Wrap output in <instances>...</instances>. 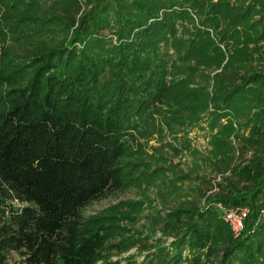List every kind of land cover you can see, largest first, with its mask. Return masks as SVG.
<instances>
[{"label": "trees", "instance_id": "obj_1", "mask_svg": "<svg viewBox=\"0 0 264 264\" xmlns=\"http://www.w3.org/2000/svg\"><path fill=\"white\" fill-rule=\"evenodd\" d=\"M37 1L0 0L1 36L23 37L32 17L59 36L26 35L0 59V264H96L128 249L112 242L118 215L83 208L131 186L168 195L198 179L163 163V142L152 157L163 162L140 157L204 110L217 129L210 152L229 175L201 178L203 193L217 191L200 206L150 214L161 235L137 249L146 264H177L184 248L203 251L201 264H262L264 0H49L41 16L22 13ZM236 206L248 208L238 235L223 218Z\"/></svg>", "mask_w": 264, "mask_h": 264}, {"label": "rangeland", "instance_id": "obj_2", "mask_svg": "<svg viewBox=\"0 0 264 264\" xmlns=\"http://www.w3.org/2000/svg\"><path fill=\"white\" fill-rule=\"evenodd\" d=\"M48 4H50L49 0H38L37 2L31 4V7H26L28 9H25L22 13L28 14V16H41L42 13L47 9ZM1 14H4V12L0 9V15ZM25 30L28 32L20 38L16 37L18 34L15 31H10L5 36L0 35V59L2 57V53L4 52L7 55L16 57L17 51L20 53L19 49L21 46L31 43V39L29 38L30 35L31 38L34 39L46 38L56 40V38L59 37H55V33H53L52 29L46 31L44 28L42 30L41 23H39L33 17L29 18L28 22L26 23ZM26 35H29V37ZM205 111L207 110L202 112L198 111V113L201 114L198 116L196 120L197 122L195 121L191 125L180 127L179 130H177L178 127L176 128L177 133L175 134L180 139L177 140L172 136L174 133L173 131L170 133L166 130L163 140L154 138L149 141V144L152 146L146 147V151L149 153V155L140 157L141 160L150 161L152 165L163 162L162 160H156L152 158L154 157V149L159 147L161 142H163L165 144L163 147L164 152L161 153L166 156L163 163L171 166L172 168L178 167L179 170L181 169V172L190 171L193 175H199L200 177L198 179H186L184 182L179 184V187L175 188L173 192L168 195H166L165 192L159 191L157 187L146 188L142 185L131 186L123 191L112 193L99 201H94L83 208L82 213L85 216H95L97 214L118 215V217H116L118 223H115L118 226V235L112 238V242H116V240L121 242L123 240L124 244H127L126 246L128 248L124 251H120V253L116 252L117 249L110 250L108 253L109 257L107 256L105 261L100 260L96 264H106L108 260H119L121 263L129 262V264H139L140 262L146 264L148 260L146 258L147 251L140 252L137 249L138 246L142 244L143 241H147V243H154L155 240L161 235V232L158 229L159 224L154 222V219L149 217L150 214H154L156 210H159L161 215L166 216L168 214L167 212L171 209H174L176 206L191 204L194 202H197V206H200V204H202L205 199L210 196L214 197L216 195L217 188L215 186L203 193L205 184L201 178L204 177L205 179H210L212 184L222 182V177L228 176L230 169L227 168L226 163L222 164L224 155L219 154L217 157H214L213 153L210 152V137L211 134L216 132L217 129L216 127L213 129L211 128L208 119L209 114H205ZM221 121L225 122V119H222ZM238 128L239 132L247 134L248 130L245 127L242 128L239 126ZM230 139L237 147L238 144L241 143L236 141L232 135L230 136ZM183 141H188L189 149L181 148ZM166 142L167 144H170V146L177 149H174L173 151L168 145L166 147ZM175 150H178V152H175ZM194 152H196L195 155ZM237 154L238 152L236 151L235 156ZM241 161L242 158L240 157L236 159V163ZM218 162H221V171L223 172L215 168V165ZM131 202H138L137 207L133 204H130ZM218 206L220 207L221 205L219 204ZM127 211L130 216H136V218L124 217L123 215ZM168 216L169 215H167V217ZM261 219L264 223V211L261 213ZM162 239L165 245L170 246V242L172 241L171 236L163 237ZM217 239L220 240V237ZM202 252L203 251H199L197 254L196 250L184 248L182 251L184 260L177 264H201L203 258ZM262 254L259 253L257 256L255 254L254 258L257 259V262L264 264V256H261ZM233 261V264L241 263V259H238L236 256L233 257Z\"/></svg>", "mask_w": 264, "mask_h": 264}, {"label": "built area", "instance_id": "obj_3", "mask_svg": "<svg viewBox=\"0 0 264 264\" xmlns=\"http://www.w3.org/2000/svg\"><path fill=\"white\" fill-rule=\"evenodd\" d=\"M83 5L86 0H79ZM248 215V208L245 206L229 207L223 210V218L230 225L235 235H238L244 226V220Z\"/></svg>", "mask_w": 264, "mask_h": 264}]
</instances>
